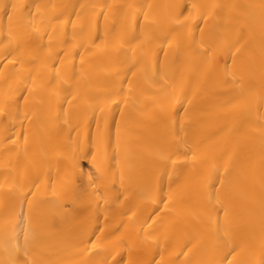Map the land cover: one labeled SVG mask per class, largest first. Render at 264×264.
<instances>
[{
  "label": "bare ground",
  "instance_id": "obj_1",
  "mask_svg": "<svg viewBox=\"0 0 264 264\" xmlns=\"http://www.w3.org/2000/svg\"><path fill=\"white\" fill-rule=\"evenodd\" d=\"M0 264H264V0H0Z\"/></svg>",
  "mask_w": 264,
  "mask_h": 264
}]
</instances>
